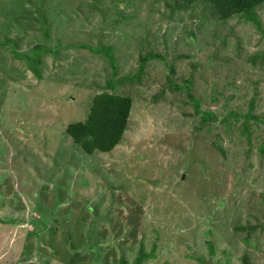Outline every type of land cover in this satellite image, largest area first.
Segmentation results:
<instances>
[{"label":"rangeland","instance_id":"obj_1","mask_svg":"<svg viewBox=\"0 0 264 264\" xmlns=\"http://www.w3.org/2000/svg\"><path fill=\"white\" fill-rule=\"evenodd\" d=\"M257 14L264 28V3ZM7 40L0 264H134L141 250L153 251L142 264H264V34L252 22L208 0H0ZM82 46L111 47L117 75ZM149 53L161 58L119 81ZM103 92L132 99L128 127L111 152L87 154L66 128ZM195 100L219 120L203 124Z\"/></svg>","mask_w":264,"mask_h":264},{"label":"trees","instance_id":"obj_2","mask_svg":"<svg viewBox=\"0 0 264 264\" xmlns=\"http://www.w3.org/2000/svg\"><path fill=\"white\" fill-rule=\"evenodd\" d=\"M192 2L193 0H184ZM218 11L221 18L224 20L231 19L235 16H241L248 22H252L260 32L264 34L262 22L257 14V8L264 3V0H208ZM10 41H5L0 45H7ZM88 48L97 54H104L109 60L113 70V76L117 75V59L113 54V49L109 46L93 48L91 46H82ZM41 47L36 46L35 51L38 53ZM161 58L160 55L147 54L140 58L139 70L137 75L125 76L119 81H129L134 83L138 76L144 71L147 63L154 59ZM177 88L180 85L171 81ZM110 89L114 87V83L110 81ZM196 101V111L201 114L203 124L211 121H218L219 118L213 112H202L200 103ZM132 110V99L129 96L118 95L112 92H103L95 96L91 106V112L85 121L70 123L66 128V133L72 140L78 144L87 154H93L96 151L108 153L114 150L123 139L127 130L128 122ZM246 122L255 120L260 122L258 116H253L251 113L245 115ZM153 253V251L151 252ZM151 253H146L144 250L139 251L134 264H142L143 260L151 256ZM202 264H205L201 260ZM128 264V263H126Z\"/></svg>","mask_w":264,"mask_h":264}]
</instances>
